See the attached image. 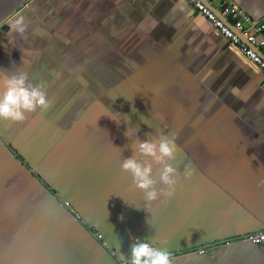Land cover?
I'll use <instances>...</instances> for the list:
<instances>
[{
    "label": "crops",
    "instance_id": "1",
    "mask_svg": "<svg viewBox=\"0 0 264 264\" xmlns=\"http://www.w3.org/2000/svg\"><path fill=\"white\" fill-rule=\"evenodd\" d=\"M0 67L50 100L0 119V264H117L149 236L172 264H264V242L239 239L264 228V73L191 2L0 0ZM159 132L205 175L146 203L120 165Z\"/></svg>",
    "mask_w": 264,
    "mask_h": 264
},
{
    "label": "clouds",
    "instance_id": "2",
    "mask_svg": "<svg viewBox=\"0 0 264 264\" xmlns=\"http://www.w3.org/2000/svg\"><path fill=\"white\" fill-rule=\"evenodd\" d=\"M8 27L23 37L29 23L25 16L18 14L10 19ZM0 69L4 71L3 77H0L3 85V91L0 92V119L14 123L24 122L28 114L38 109L46 111L50 107L45 85L31 82L24 71L10 72L4 67ZM126 135L128 136L127 132ZM146 136L147 139L137 138L132 141V154L122 159L120 166L122 171L131 176L134 186L143 192L146 203L161 199L166 201L174 196L177 177L181 174L175 163V137L164 132L155 135L146 133ZM154 165L158 166L155 174ZM183 175L185 178L191 175V169L187 165ZM258 187H264V178L259 181ZM132 240L130 255L125 259V264H172L169 250L159 246L163 242L154 236L144 239L133 237Z\"/></svg>",
    "mask_w": 264,
    "mask_h": 264
},
{
    "label": "built area",
    "instance_id": "3",
    "mask_svg": "<svg viewBox=\"0 0 264 264\" xmlns=\"http://www.w3.org/2000/svg\"><path fill=\"white\" fill-rule=\"evenodd\" d=\"M217 27L229 42L235 44L249 59L256 62L264 73V16L255 18L247 14L241 7L231 1L187 0ZM225 18V19H224ZM227 19V21H226ZM67 209L74 212L68 200H63ZM94 229V227L92 226ZM93 232L99 237L100 233ZM240 240L254 243L264 242V228L252 230L239 236ZM206 247H199L204 250ZM117 264H125L119 262Z\"/></svg>",
    "mask_w": 264,
    "mask_h": 264
},
{
    "label": "rangeland",
    "instance_id": "4",
    "mask_svg": "<svg viewBox=\"0 0 264 264\" xmlns=\"http://www.w3.org/2000/svg\"><path fill=\"white\" fill-rule=\"evenodd\" d=\"M184 149L186 151V154L190 153L189 145L184 146ZM175 163L178 165V167L180 169L181 174L178 176V178L180 179L181 183L188 184V183H190V181L193 180V178H195V176H193V170L195 169V166L197 167V169L199 171V173L196 175V177H202L205 175V173L203 172V170L200 167V164L198 162H196L191 156H187L184 160H176ZM185 165H187L191 169V175L187 178H185V176L183 175V173L185 171ZM110 247L112 248L113 246L108 244L107 249H109Z\"/></svg>",
    "mask_w": 264,
    "mask_h": 264
},
{
    "label": "water",
    "instance_id": "5",
    "mask_svg": "<svg viewBox=\"0 0 264 264\" xmlns=\"http://www.w3.org/2000/svg\"><path fill=\"white\" fill-rule=\"evenodd\" d=\"M225 19V18H224ZM226 21H227V19H226ZM65 200H68V199H65ZM69 201V200H68ZM124 260H122V259H120L121 261L120 262H125V259L126 258H123Z\"/></svg>",
    "mask_w": 264,
    "mask_h": 264
}]
</instances>
